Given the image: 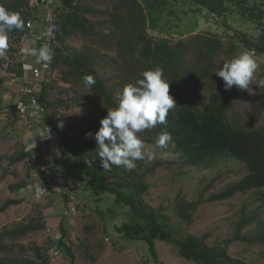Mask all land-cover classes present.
<instances>
[{
    "label": "rangeland",
    "instance_id": "1",
    "mask_svg": "<svg viewBox=\"0 0 264 264\" xmlns=\"http://www.w3.org/2000/svg\"><path fill=\"white\" fill-rule=\"evenodd\" d=\"M115 1L83 0L82 4L86 9L83 16L87 19V27L90 28L91 33L75 32L68 36L65 39L64 51L79 56L89 53L97 77L117 102L118 94L125 85L129 84L131 77L129 76L128 79V76L122 72L124 66L122 60H129V56L125 54L126 47L117 46V42L123 40L124 31L114 28L110 21L109 14L115 6ZM140 2L145 5L144 0ZM172 22L175 24V21ZM35 26L37 27L36 24ZM234 26L240 31L243 30V33L248 30L240 23H235ZM121 28L128 29L127 26ZM210 32L226 38L223 40L222 48L214 57V69L201 83L199 76L203 61L198 57L196 46L193 44L203 33L198 30L182 38L187 47V50L182 52L183 63H186L188 69L192 68L187 86L189 98L193 102L198 101L200 108L207 104L215 93L220 92V98H223L226 94L234 92V86L231 90L224 89L223 81L215 71L222 67L224 61L236 54L249 52L240 44L233 49L234 40L227 37L228 30L223 26L210 29ZM155 38L160 39L161 36ZM20 39L12 38L11 42H8V48L18 52L21 49ZM165 39L171 45L179 42L177 37L165 36ZM127 43L129 44L128 39L124 44ZM249 53L254 56L258 64L253 84H250L249 91L241 90L238 95L227 99L224 103V112L227 119L235 122L237 128L253 131L264 128V61ZM6 55L7 59L0 58V80H4L0 87V95L4 96L0 101V110L13 102L16 95L14 82L10 81L13 79V74L8 70L10 71L14 63H18L19 58L16 54L15 61L11 62L14 57L8 56V53ZM63 71L66 72L62 74L53 69L48 79V83L51 84L48 89V99L57 102L55 111L58 116L67 117L78 129H86L81 140L75 132H71L69 136L76 138L80 147L85 153H91L100 167L94 136L87 137L85 134H95L100 127V120L107 115V109L114 108H109L102 97L90 92L84 83L74 82L68 76L66 69ZM198 84L201 86L199 91ZM196 94H198L197 98ZM51 111L53 112V109ZM11 122L12 112L2 111L0 113V208L8 201L20 202L10 205L0 213V244L5 248V251L0 253V257L17 260L18 263L32 260L37 264L41 263L37 254L47 258L49 264H154L145 241L124 239L115 231L116 227L124 223H138L144 226V222L136 219L129 208L116 204L113 194H103L99 200H96L88 188H85L86 179L79 175L80 166L77 163L74 165L75 160L62 151L59 153L60 161L57 162L61 170L59 176L66 179L67 184L72 182L68 179H73L74 176L79 178L77 183L68 184V188L83 203V209L78 212L74 220L68 218L63 220L68 236L67 248L73 258L66 256V250H58L56 245L51 244L46 227L37 233L20 237L9 236L8 234L14 229L24 228L28 224L42 225L41 208L46 205H51L61 220L66 209L62 197L51 195L50 192L40 198H33L34 195L27 188L32 184V176L35 172L31 171L30 161L23 160L13 165L9 163V159L15 157L20 150L21 135L24 134L21 125H18L16 132L13 133L14 126L9 127ZM156 128L138 134L144 144L145 157L147 158L149 154L153 156L151 162L145 159L147 164L141 165L142 170L137 169L138 174H142L143 178L140 186L145 188L141 195L144 205L155 212L158 221L163 223L165 229L174 238H186L189 235L196 238L204 237L208 246L225 248L229 257L242 264H264V191L236 194L225 202L210 201L212 196L218 195L228 186L245 177L247 168L227 157L216 160L206 169L186 165L184 156L176 150L172 141L164 149L156 145L157 134L160 133ZM147 168L150 169L144 171ZM117 169L125 170L122 167L112 166L111 171ZM125 180L132 183V177ZM22 182L27 186L21 192L16 191L15 187ZM185 204L188 206L181 210ZM190 205L194 206L195 210L192 219L187 222L185 217L186 212L190 211ZM182 212L185 214L182 215ZM68 221H72L74 226L71 227ZM144 234L145 230L142 232V235ZM260 235L262 240L256 242ZM247 240H250V243L246 242ZM153 244L157 253V264H194L181 258L177 247L171 242L154 239Z\"/></svg>",
    "mask_w": 264,
    "mask_h": 264
},
{
    "label": "trees",
    "instance_id": "2",
    "mask_svg": "<svg viewBox=\"0 0 264 264\" xmlns=\"http://www.w3.org/2000/svg\"><path fill=\"white\" fill-rule=\"evenodd\" d=\"M55 1L58 5L54 10L56 11L55 23L59 28V33L58 44L51 46L53 62L49 74L51 75L53 69L64 74L66 71H63V69H66L68 76L77 83H83L85 75L93 76L96 83L91 89H87L102 97L109 108H115L117 102L112 98L111 92L104 83L97 77L89 53L79 56L67 54L64 51L65 39L68 36L75 32L91 33L90 28L87 27V19L83 16L86 11L82 4L83 0ZM144 3L145 5H142L140 0H116L109 16L114 28L117 27L124 31L123 40L117 42V46L126 47L125 54L129 56V60H122L124 63L122 72L128 76V79L129 76L131 77L129 83H135L137 79L141 78L140 74L143 71L156 67L163 69V78L169 83V95L173 97L177 107L169 112L165 124L156 126V130L158 132L167 131L171 134L172 142L176 150L184 156L186 165L206 169L216 160L227 157L238 161L247 168L245 177L239 182L228 186L218 195L212 196L210 201L225 202L232 199L236 194H244L248 191H264V128L253 131L240 129L235 126V122L227 119L224 112V103L227 99L241 93V90H238L235 86L233 88L234 92L226 94L223 98H220V92L213 94L209 102L202 108L199 107L198 101H191L187 86H189L188 79L192 68L188 69L186 63H183L184 54H182L183 51L187 50L182 38L198 30L201 31L203 34L196 38L193 45L196 46L198 57L203 61L199 83L204 81L214 69V57L222 48L223 40L226 38L216 36L213 32H210V29L221 25L228 30L227 37L234 40L233 49L236 48L237 44H240L264 61V0H144ZM0 5L10 12H18L24 20L23 30L13 29L8 33V42H11L12 38L15 40L22 38L21 41L31 40V45L20 44L21 49L23 47L26 49L36 46L41 47V41L37 40L38 31L36 28H34L32 35L25 28L29 19L32 23L39 25V9L29 6V0H0ZM172 21H175V24ZM235 23L244 25L248 30L243 33V30L240 31L234 26ZM124 26H127L128 29L121 28ZM156 36H161V38L156 39ZM165 36L177 37L179 42L171 45L165 39ZM127 39L129 44H124ZM21 49L17 52L13 48H8V56L14 57L18 54L19 58L18 63H14V66L8 72L19 78L25 76L29 78L31 73L27 72L24 64H22ZM30 56L26 55L25 59L26 62L33 65L35 64V58ZM14 59L15 57L12 58L11 62H14ZM48 79L42 85L37 99L45 109L43 122L51 124L54 128V137L58 143V148L61 149L62 153L68 154L69 157L75 160L74 165L77 163L80 166L79 175L86 179L87 187L85 188H88L96 200H99L103 194H113L116 204L129 208L136 219L144 222V226L138 223H124L116 227L115 231L119 237L145 241L154 264L158 263L153 244L154 239L173 243L177 247L178 255L187 262L194 264H242L240 261L229 257L225 248L208 246L204 237L196 238L189 235L186 238L177 239L165 229L163 223L158 221L155 212L146 207L141 199L145 188L140 186L142 174L139 175L137 169L142 170L141 165L147 164L146 160H137V167L131 172L119 169L115 171L102 170L92 154L85 153V150L77 143L78 140L70 137L71 132H75L81 140V136L86 129H78L70 123L67 117L58 116L55 111L57 102H51L48 99V89L51 85L48 83ZM10 81H13V79ZM3 83L4 80H0V87ZM197 86L199 91L201 86L200 84ZM197 95H195L196 98ZM3 97V95H0V101L4 99ZM15 101L16 98L0 110V113L4 110L12 112V122L9 127L14 126V129L12 128L13 133L16 132V127L19 125V117L15 112ZM51 109H53V112ZM21 143L20 150L15 154V157L9 159V163L13 165L28 160L31 162V171L35 170L37 167L35 161L37 152H25L23 142ZM52 163L54 172L59 175L57 168L60 165L55 160ZM148 169L150 168L144 169V171ZM129 177H132V183L125 180ZM71 180L70 183L73 184L77 183L79 178L74 176L73 179H68V181ZM26 186V183L22 182L15 187V190L21 192ZM51 195L61 196L65 206H67V196L65 194L60 195L54 192ZM33 198L35 199V197ZM18 203L14 201L6 202L0 208V213L4 212L10 205ZM187 206L185 204L181 207V210ZM44 209L45 206L41 208L42 219ZM189 210L186 212L185 217L187 222L192 219L195 207L190 205ZM184 214L185 212H182V215ZM63 220L64 218H62ZM44 227V224L39 226L28 224L24 228L14 229L8 235L20 237L40 232ZM59 229L61 235L59 241L54 243L51 240V244L53 242L52 245H56L58 250H66V256L73 258L71 251L67 248L68 244L64 242L67 236L63 223H60ZM143 230H145L144 235H142ZM261 240L260 235L256 242ZM246 242L250 243V240ZM3 251H5V248L0 244V253ZM37 256L41 260L39 264H49L47 258H42L39 254ZM0 264L37 263L32 260H24L18 263L17 260L0 257Z\"/></svg>",
    "mask_w": 264,
    "mask_h": 264
},
{
    "label": "clouds",
    "instance_id": "3",
    "mask_svg": "<svg viewBox=\"0 0 264 264\" xmlns=\"http://www.w3.org/2000/svg\"><path fill=\"white\" fill-rule=\"evenodd\" d=\"M23 28L24 20L21 15L0 5V58L7 59L8 33L13 29ZM29 53L35 56L36 64L50 63L53 58V52L47 44L31 48ZM257 69L254 56L249 52H240L224 61L215 74L222 79L225 90H231L235 86L238 90L249 91ZM140 76L135 83L122 88L118 94L117 106L107 109V115L100 120L96 133L85 134L87 137L94 136L102 170L111 171L112 166H116L131 171L137 167V160L147 159L151 162L153 156L149 154L145 157L144 144L138 134L154 129L158 124H165L169 112L177 107L175 100L169 95V83L163 78L162 68L145 70ZM83 83L91 89L96 81L93 76L85 75ZM171 141L169 132L157 134L156 145L159 148H167ZM60 151L57 145L55 152L58 156Z\"/></svg>",
    "mask_w": 264,
    "mask_h": 264
},
{
    "label": "built area",
    "instance_id": "4",
    "mask_svg": "<svg viewBox=\"0 0 264 264\" xmlns=\"http://www.w3.org/2000/svg\"><path fill=\"white\" fill-rule=\"evenodd\" d=\"M29 6L39 9V25L35 26L30 19L27 21L25 28L29 30L30 35L34 32V28L38 31L37 40L41 41V46L47 44L51 49L52 45L58 44L59 28L55 23V12L58 5L55 0H29ZM21 44L25 46L31 45V40H24ZM35 48H38L36 46ZM30 49L22 48L20 54L23 56L21 61L27 72L31 76L19 78L13 74V82L16 87L15 112L19 117L18 124L23 127L24 134L22 142L25 152L36 151L34 176H32V184L27 188L29 192L34 194L35 198H40L45 193L65 194L67 196V206L62 214L64 219L74 220L78 216V212L83 209V203L68 188L65 180L57 175L53 169V160L59 161V156L55 152L57 142L54 137V128L51 124L43 122L45 113L44 106L38 101L37 95L42 85L49 77L53 58L50 63L30 64L26 62L25 56L31 55ZM30 57H34L31 55ZM18 97V98H17ZM47 233L52 237L54 230L46 227ZM57 253V252H54Z\"/></svg>",
    "mask_w": 264,
    "mask_h": 264
},
{
    "label": "crops",
    "instance_id": "5",
    "mask_svg": "<svg viewBox=\"0 0 264 264\" xmlns=\"http://www.w3.org/2000/svg\"><path fill=\"white\" fill-rule=\"evenodd\" d=\"M64 164V163H63ZM57 173L60 175L61 174V170L60 168H57ZM66 180V179H65ZM70 184V183H69ZM51 197L52 196H48ZM50 199V198H49ZM63 199V198H62ZM42 222L44 224L45 227H50L52 228V230H54V234L51 237L50 236V240H52L54 243L58 242L61 235H60V229H59V225L60 223L64 224V221H62L60 219L59 216H57V213L55 212V209L51 207V205H46L45 209H44V213H43V219ZM70 223V226L73 227L74 223L71 221H68ZM67 235V234H66ZM68 238V236L64 239V242L67 244L66 239ZM52 242V243H53ZM53 243V244H54Z\"/></svg>",
    "mask_w": 264,
    "mask_h": 264
}]
</instances>
